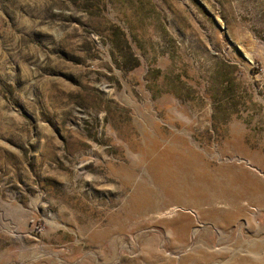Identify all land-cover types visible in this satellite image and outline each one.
I'll return each instance as SVG.
<instances>
[{
  "label": "rangeland",
  "instance_id": "obj_1",
  "mask_svg": "<svg viewBox=\"0 0 264 264\" xmlns=\"http://www.w3.org/2000/svg\"><path fill=\"white\" fill-rule=\"evenodd\" d=\"M0 264H264V0H0Z\"/></svg>",
  "mask_w": 264,
  "mask_h": 264
},
{
  "label": "bare ground",
  "instance_id": "obj_2",
  "mask_svg": "<svg viewBox=\"0 0 264 264\" xmlns=\"http://www.w3.org/2000/svg\"><path fill=\"white\" fill-rule=\"evenodd\" d=\"M154 181H155L156 187L161 191L163 196H165L168 203L194 204L195 207L196 206L198 207L203 204L212 206L217 201H220V202L225 201L229 209L237 205L236 197H232L230 193L225 192L226 190L224 191L220 189L221 187L218 186L216 182L211 183L209 180L207 181L205 179L203 181L201 179L198 182L197 180H195L194 177L189 176V175L184 176L182 179H178L176 175L171 176L167 174L161 176L160 178L159 177L156 178ZM151 193L153 194L152 190L150 194ZM152 194L151 196L155 197L156 194L155 195L154 194L152 195ZM144 199H146L147 201L146 192L144 195ZM155 201L157 200L154 199L153 202ZM148 203H151V202H148ZM151 207L153 208V210H158L162 206L159 202L158 203L155 202L154 204L151 205ZM226 215L228 216V212H226L225 216Z\"/></svg>",
  "mask_w": 264,
  "mask_h": 264
}]
</instances>
